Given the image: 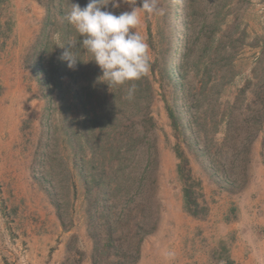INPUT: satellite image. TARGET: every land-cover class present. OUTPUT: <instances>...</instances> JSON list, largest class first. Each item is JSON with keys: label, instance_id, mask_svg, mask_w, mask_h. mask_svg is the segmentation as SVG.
Segmentation results:
<instances>
[{"label": "rangeland", "instance_id": "obj_1", "mask_svg": "<svg viewBox=\"0 0 264 264\" xmlns=\"http://www.w3.org/2000/svg\"><path fill=\"white\" fill-rule=\"evenodd\" d=\"M73 2L0 0V264H226L208 220L264 165V0L138 9L150 70L111 89L60 59Z\"/></svg>", "mask_w": 264, "mask_h": 264}, {"label": "clouds", "instance_id": "obj_2", "mask_svg": "<svg viewBox=\"0 0 264 264\" xmlns=\"http://www.w3.org/2000/svg\"><path fill=\"white\" fill-rule=\"evenodd\" d=\"M122 3L128 4L131 11L117 14L113 9H119ZM136 3L137 0H88L82 7L73 2L65 18L79 33L80 40L69 41L67 45L57 43L56 47L64 49L60 59L75 69L79 61H84L75 49L82 48L101 69L102 75L97 80L106 82L110 89L141 79L150 70L151 57L149 45L138 31L141 24L138 9L149 16L163 15L164 10L159 0H142L140 7ZM136 88L133 83L127 89L129 99L134 97Z\"/></svg>", "mask_w": 264, "mask_h": 264}, {"label": "crops", "instance_id": "obj_3", "mask_svg": "<svg viewBox=\"0 0 264 264\" xmlns=\"http://www.w3.org/2000/svg\"><path fill=\"white\" fill-rule=\"evenodd\" d=\"M256 171L247 190L224 193L211 207L208 221L225 229L226 264H264V165Z\"/></svg>", "mask_w": 264, "mask_h": 264}, {"label": "trees", "instance_id": "obj_4", "mask_svg": "<svg viewBox=\"0 0 264 264\" xmlns=\"http://www.w3.org/2000/svg\"><path fill=\"white\" fill-rule=\"evenodd\" d=\"M186 199H189V198H186ZM189 206H190V204H189ZM187 207H188V200H187ZM193 207H197V204H194L193 206H191V212L193 213V214H196L197 212L195 211V210H193Z\"/></svg>", "mask_w": 264, "mask_h": 264}]
</instances>
